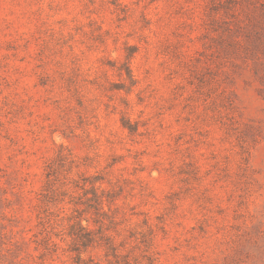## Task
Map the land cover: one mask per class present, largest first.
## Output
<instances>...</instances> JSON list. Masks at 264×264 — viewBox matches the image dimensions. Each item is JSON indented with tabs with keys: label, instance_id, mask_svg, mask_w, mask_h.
<instances>
[{
	"label": "rangeland",
	"instance_id": "rangeland-1",
	"mask_svg": "<svg viewBox=\"0 0 264 264\" xmlns=\"http://www.w3.org/2000/svg\"><path fill=\"white\" fill-rule=\"evenodd\" d=\"M0 264H264V0H0Z\"/></svg>",
	"mask_w": 264,
	"mask_h": 264
}]
</instances>
